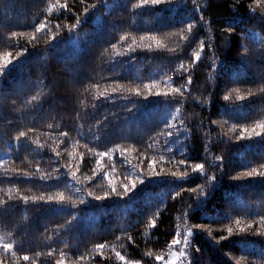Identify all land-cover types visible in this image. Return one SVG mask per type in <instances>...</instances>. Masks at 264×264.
I'll return each instance as SVG.
<instances>
[{
  "label": "trees",
  "instance_id": "obj_1",
  "mask_svg": "<svg viewBox=\"0 0 264 264\" xmlns=\"http://www.w3.org/2000/svg\"><path fill=\"white\" fill-rule=\"evenodd\" d=\"M139 4L0 0L4 264H159L189 227L191 264H264V176L247 175L264 171V13L255 0Z\"/></svg>",
  "mask_w": 264,
  "mask_h": 264
},
{
  "label": "snow or ice",
  "instance_id": "obj_2",
  "mask_svg": "<svg viewBox=\"0 0 264 264\" xmlns=\"http://www.w3.org/2000/svg\"><path fill=\"white\" fill-rule=\"evenodd\" d=\"M162 2H164V0H140V4L138 5V7H143L144 5H158V4H161ZM255 4H256L257 7L260 8L261 12L264 13V0H255ZM64 7H67V5H64ZM93 7H95V5H93ZM87 11H88V9L85 8V12L86 13H87ZM251 11L253 13H255L256 12V8H251ZM201 20H203V17L202 16H201ZM262 21H264V16H262ZM79 23H80V20H79V18H77V24H79ZM45 27H46V25L44 23H41L39 25V27L37 28V31H41ZM73 27H75V25ZM187 29H188L189 32H191L192 29H193V24L192 23H189L187 25ZM145 39H146V37H145ZM200 47H201V50H203V47H204L203 42H201ZM245 51L247 52V49H245ZM200 58H201L200 57V53L197 52L196 55H195V60L196 61H199ZM5 59H6L7 63H12V61L10 59H7V58H5ZM181 68H183V65H181ZM191 83H192V80H191V77L189 76V78L187 80V84L190 85ZM145 87L148 88L149 90H151L152 87H153V85L152 84H148V85H145ZM261 91L264 92V89H261ZM171 92L172 93H177L181 97L184 95V93H183V91H182V89L180 87L172 88L171 89ZM136 94L137 95L140 94L139 89H137ZM251 94L252 93H250V95ZM155 95H158V96L159 95H163V96L167 97L169 95V93L166 92V91H164V92L157 91L155 93ZM239 98L240 99H243V97H239ZM225 99H228V97H225ZM166 124H167V121H166ZM167 127L168 128L175 129L177 126L176 125H173V124H167ZM258 127L260 129L264 130V124H260V125H258ZM244 131L247 132L248 130L247 129H244ZM173 134H174L173 131H168L166 133V135L168 137H172ZM256 134L257 135H260V133H256ZM62 135L66 137L68 134L67 133H62ZM26 136H27V133L26 132H20L19 136H17L15 139L16 140H19L21 137H26ZM56 155L59 156L60 153L57 152ZM108 155H109V153H99V156H100L101 159H103V157L108 156ZM153 163H155V161H153ZM180 163L183 164L184 161L182 160V161H180ZM192 170L193 171H199V172L203 173V171H204V164H196V165L193 166V169ZM71 174L73 176H75V172H72ZM153 175H159V173L153 172ZM173 175H177V174L176 173H173ZM179 175H180L181 178H184V177L187 176V173L185 172V173H181ZM247 175L248 176H253V175L264 176V171L257 172L256 170H253L251 172H248ZM211 179L214 181L215 180V176H213ZM143 182H144L143 180H140V183H143ZM135 187H136V182L135 181L132 182L131 189L129 188V185L128 184H124L123 185V188H124V192L125 193H127V192H129L131 190H134ZM111 191L115 193L116 192V188L113 186L111 188ZM192 191L193 192H196L197 190L194 188V189H192ZM89 194L91 195V193H89ZM117 195H119V193H117ZM95 198L97 200L104 199V197H100V196H97ZM33 199H35V198H33ZM39 199L43 200L44 197L41 196ZM52 199H54V197H48V200L49 201H51ZM58 199H59V201H64L65 200V196H64V194L62 192L58 194ZM23 200L24 201H28L29 200V197L25 196V197H23ZM235 223L239 226L241 224V221L240 220H236ZM260 223H261V225H264V218H261ZM151 227H155V221L152 222ZM199 227H203V225H200ZM248 227H251V225H248ZM239 230L241 232H243L246 229L245 228H240ZM227 232H228V235L231 236L232 233H233V229L231 227H228ZM257 234L264 235V232H258ZM192 235H193V232L191 230V227H189V229L186 232V234L183 235V238H181V232L180 231H177L175 233V237L176 238H174L171 241L170 247L177 246V245H182L184 249H188L190 247L189 237H191ZM226 239H228L227 236H222L221 237V240H226ZM0 247H2L5 251H9V250H11L13 248V245L12 244H3V245H0ZM96 247H97V249L102 250V249L105 248V245L104 244H99ZM196 251L198 252L199 249H196ZM49 255H51V253H49ZM116 255L119 257V259L121 261H124V264H139V262H137V261H126L125 260V257L124 256H121L119 252H117ZM146 255L151 256L152 253L149 252ZM262 255H264V252H262ZM101 256H102V252H101ZM23 259L25 261H29L30 258H29V256L25 255L23 257ZM155 259L158 260V261H164V257H162V256H157V257H155ZM177 261H181V264H191L190 253L188 251H186V250H182V251H179L177 253H174L173 254V259L171 261H164V264H177ZM0 264H4L3 260H0ZM55 264H64V260L63 259L58 260V261L55 262Z\"/></svg>",
  "mask_w": 264,
  "mask_h": 264
},
{
  "label": "rangeland",
  "instance_id": "obj_3",
  "mask_svg": "<svg viewBox=\"0 0 264 264\" xmlns=\"http://www.w3.org/2000/svg\"><path fill=\"white\" fill-rule=\"evenodd\" d=\"M189 241H190V237H189ZM182 250L187 251V249H184L182 245L172 246V250L166 257H164V261H171L173 259V254L179 251H182ZM164 261H159V264H164ZM139 264H142V263H139ZM177 264H181V261H177Z\"/></svg>",
  "mask_w": 264,
  "mask_h": 264
}]
</instances>
